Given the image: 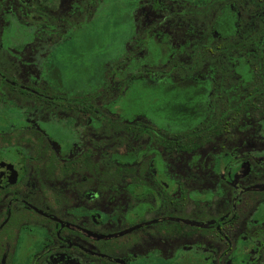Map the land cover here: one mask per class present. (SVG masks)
I'll return each instance as SVG.
<instances>
[{
  "label": "flooded vegetation",
  "instance_id": "1",
  "mask_svg": "<svg viewBox=\"0 0 264 264\" xmlns=\"http://www.w3.org/2000/svg\"><path fill=\"white\" fill-rule=\"evenodd\" d=\"M0 264H264V0H0Z\"/></svg>",
  "mask_w": 264,
  "mask_h": 264
},
{
  "label": "rangeland",
  "instance_id": "2",
  "mask_svg": "<svg viewBox=\"0 0 264 264\" xmlns=\"http://www.w3.org/2000/svg\"><path fill=\"white\" fill-rule=\"evenodd\" d=\"M109 5H110L109 7L98 8L96 10V13L93 15V18L91 20L90 26H91V30L94 31L97 34H102L103 33V30H98L97 29V26L99 24V20L104 21V19H106L107 17L110 16L111 11H113L112 12L113 16H118L119 12H118L116 6H113L112 4H109ZM114 11H116V13ZM125 26H126V24L123 23V26H122L123 31H124V27ZM58 62H59V67H63V68L68 67L67 69H69V66H72V64L75 61L73 59L71 61V65H70V60H68V57L66 55H64V56H61V58L58 60Z\"/></svg>",
  "mask_w": 264,
  "mask_h": 264
}]
</instances>
